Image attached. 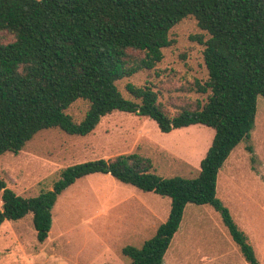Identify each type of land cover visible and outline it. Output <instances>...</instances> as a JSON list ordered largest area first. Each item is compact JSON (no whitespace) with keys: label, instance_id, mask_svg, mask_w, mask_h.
<instances>
[{"label":"trees","instance_id":"obj_1","mask_svg":"<svg viewBox=\"0 0 264 264\" xmlns=\"http://www.w3.org/2000/svg\"><path fill=\"white\" fill-rule=\"evenodd\" d=\"M192 16L208 34L202 41L207 79L195 81L204 102L169 115L150 84L116 82L151 71L173 39L170 29ZM0 156L18 153L37 132H92L113 111L155 121L161 132L201 124L213 137L194 178L163 177L138 152L64 167L51 188L22 196L0 178V225L28 213L36 239L49 234L57 197L77 179L110 174L139 190L170 199L167 218L139 247L125 245L128 264H162L187 203L208 204L221 216L247 264H259L247 236L216 196L219 169L232 149L250 138L256 97H264V0H0ZM88 102L79 121L66 113L76 100ZM248 152L253 149L245 145ZM254 157H252L253 159Z\"/></svg>","mask_w":264,"mask_h":264},{"label":"rangeland","instance_id":"obj_2","mask_svg":"<svg viewBox=\"0 0 264 264\" xmlns=\"http://www.w3.org/2000/svg\"><path fill=\"white\" fill-rule=\"evenodd\" d=\"M202 41L208 34L188 16L169 31L173 43L151 71H139L116 82L124 97L127 82L150 84L169 115L204 102L195 81L207 70ZM8 38L1 35L0 40ZM88 102L78 99L66 113L79 121ZM213 137L201 124L161 132L155 121L136 113L113 111L102 116L87 135H69L58 128L37 132L16 154L0 156V178L22 196L51 188L69 165L138 152L151 159L163 177L194 178ZM250 144L253 152L246 150ZM252 157H254L252 159ZM1 193V192H0ZM216 196L247 236L259 264H264V97H256L254 125L248 140L240 141L219 169ZM1 206V200H0ZM152 209L155 217L143 214ZM168 197L122 183L110 174L93 173L77 179L57 197L48 237L39 242L32 214L0 225V264H128L125 245L139 247L167 218ZM162 264H247L221 216L208 204L187 203Z\"/></svg>","mask_w":264,"mask_h":264},{"label":"crops","instance_id":"obj_3","mask_svg":"<svg viewBox=\"0 0 264 264\" xmlns=\"http://www.w3.org/2000/svg\"><path fill=\"white\" fill-rule=\"evenodd\" d=\"M143 208L146 210L147 207H143ZM147 210H148V208H147ZM147 210L143 214H147L149 217H155V218L157 217L156 212L154 210L150 209L149 210L150 212H147Z\"/></svg>","mask_w":264,"mask_h":264}]
</instances>
